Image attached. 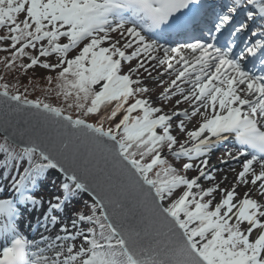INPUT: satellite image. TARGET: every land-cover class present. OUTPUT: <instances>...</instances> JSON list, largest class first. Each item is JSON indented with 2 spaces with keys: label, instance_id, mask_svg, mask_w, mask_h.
Listing matches in <instances>:
<instances>
[{
  "label": "snow or ice",
  "instance_id": "6c2138e0",
  "mask_svg": "<svg viewBox=\"0 0 264 264\" xmlns=\"http://www.w3.org/2000/svg\"><path fill=\"white\" fill-rule=\"evenodd\" d=\"M0 27L5 67L59 69L46 91L66 103L0 84V264H264V202L234 199L249 178L264 197V0H0ZM141 69L175 75L157 98L179 95L177 111L146 98ZM189 101L200 117L192 130L172 124L189 116L178 109ZM229 138L237 183L204 188L217 171L210 154ZM51 171L63 196L38 226L59 224L63 235L29 241L17 220L43 206L34 193ZM78 193L92 203L72 212L70 229L55 213Z\"/></svg>",
  "mask_w": 264,
  "mask_h": 264
},
{
  "label": "rangeland",
  "instance_id": "374dc122",
  "mask_svg": "<svg viewBox=\"0 0 264 264\" xmlns=\"http://www.w3.org/2000/svg\"><path fill=\"white\" fill-rule=\"evenodd\" d=\"M21 19H22V17H21ZM61 42H66V39L62 38ZM105 46H107V45H105ZM76 51H78V49L70 50L69 56L74 55ZM41 59H44V58H41ZM52 59H53V62H55L56 58L53 57ZM130 63L132 65H135L137 63V61L134 59ZM125 64L127 65L128 62H125ZM57 70H59V69H57ZM57 70H51V71L54 72V71H57ZM125 70H126V67H125ZM45 71H47V70L43 69L42 67L36 66V68L33 71V73L36 76H38V78L44 79L46 77V75H44V73H47ZM48 71H50V70H48ZM140 76L143 78L144 84L147 85V87L150 90L145 95H146L147 98H149L152 101L154 106H161L165 113H171V112L177 111V107L175 105V101L180 99V96L177 95L175 98H171L170 97V99L164 100V101H161V100H159L157 98L158 93H161L164 88L168 87V83L172 79H174L175 76L174 77L172 76L173 78L171 77L172 79L170 81H168V82H164L163 85H161V80L166 75H162V76L159 77V79L153 80V79L149 78L146 73H144L143 69H141L140 70ZM152 76L156 77L157 73H155V74L152 73ZM178 109L179 110H188L189 116L187 118L176 117L172 121L173 125H176L180 120H183L187 130H192L194 127L198 126V123L200 122V117L199 116L193 117L191 115V113L193 111V108L191 106V102L190 101L189 102H181L179 104V106H178ZM172 134L176 135L178 137V139H181V140L186 138L183 133H180L177 130H174ZM177 147H178V145H177ZM210 158H211V161H209V164H210L209 166H211V164H214L215 162H220L221 158H228V157L224 156V154L221 153V151H217V152H215V154H213L211 152ZM171 162L176 164V166L179 168L180 164L183 163L184 161L181 160L180 162H174V161H171ZM193 163H196V162L194 161ZM241 163H242V161L240 163L234 162V163H228V164H217L216 165L217 171L215 172V180L214 181H203V180H201L200 181L201 185L204 188H207V187L215 186V185L218 184V186L220 188L229 189L230 190L232 185L234 183H237L236 182V175L240 171V164ZM256 168H257V171H259V166H256ZM196 174H197L196 170H190L187 173V175L189 177L194 176ZM47 177L49 179H51V182L50 183L48 182V183H46L43 186H38L37 185V189H36V191L34 193L36 198H42L43 199V201L45 202L43 204V206L39 210H30V212H25L24 215L22 217H19L18 220H17L19 232L23 230L24 231V236L29 241H38L39 242L41 236H47L49 238H54L58 234L59 235H63V233L59 232V227H60L59 224L56 225L55 227H48V228H45L44 226H41L38 230L35 231L36 223L39 221V219H41V218L43 219V212L48 206L47 202L48 201H53L54 202L53 198L55 197V195L52 194L54 183H61V180H62V176H61V174L58 171L49 172L47 174ZM224 177H227V179H224ZM8 183L9 182L6 181V180L2 181V184L4 186H6ZM252 187H254V186L251 185L250 178L248 179L247 186H245V184H243V183H237L236 196L234 197V199H242L244 197V193L250 191L249 193L253 192V195H250V198L257 199L258 202H264V197L260 196V194H259V184H257L254 188H252ZM76 195H77V197L75 198V200L73 199V200H71V202L66 203L65 206H64V209L61 212L55 213L60 218V222L61 223H65L66 222L70 229H71V221H72V218H73L72 217V212L73 211H82L83 212V210L79 209L80 206H82V204H83L79 199L80 198H82V199L89 198V196L86 193H78ZM213 197H207V198H213V204H215V203L219 202V199L221 198V193L220 192H216V193L213 194ZM89 205L90 204L83 205V209L84 210L88 209ZM31 213L32 214L35 213V220H32L33 217L30 216ZM82 227H83V225H82ZM245 227H246V224H245ZM63 243L65 244V246H67V244H69V243H74L75 245L79 246L80 243H81V240L77 239L75 241H64ZM1 246L2 245L0 244V247ZM46 246L47 245H46L45 242H41V243H38L37 248H46ZM31 250H37V249L33 248ZM55 250L58 251L59 248H57ZM45 254L46 255H52L54 253H53L52 250H48Z\"/></svg>",
  "mask_w": 264,
  "mask_h": 264
},
{
  "label": "trees",
  "instance_id": "16d2710c",
  "mask_svg": "<svg viewBox=\"0 0 264 264\" xmlns=\"http://www.w3.org/2000/svg\"><path fill=\"white\" fill-rule=\"evenodd\" d=\"M5 34L6 28L0 27V36H4ZM2 46L3 45H0V47ZM27 51H29L33 55H36V52L33 49H28ZM8 55L9 52L0 51V84H8L9 91L11 93H15L18 91L21 95H26L28 99L40 98L44 100V102H48L53 106L66 108V103L64 102L63 96H58L55 91H46V89H48L49 87L54 88V79L52 81V84L50 85L45 78H38V76L33 73L36 66L32 69H29L26 74H23V70L18 67L12 69L6 68L5 64L2 61L3 58L7 57ZM23 62L28 63L27 58H23ZM57 71H45L47 73H44V75L52 76L54 78L56 76ZM25 89H27V91H25ZM70 111L73 117L75 118V116L77 115L76 110L73 108ZM87 119H89V122H92V118ZM105 127H107V125H105ZM0 140H2V136H0ZM58 189H61V186H59ZM75 197H77V195H75L73 198ZM83 200L91 204L89 199ZM81 208H83V206H81ZM85 226L89 227V225L87 224H85Z\"/></svg>",
  "mask_w": 264,
  "mask_h": 264
},
{
  "label": "bare ground",
  "instance_id": "6f19581e",
  "mask_svg": "<svg viewBox=\"0 0 264 264\" xmlns=\"http://www.w3.org/2000/svg\"><path fill=\"white\" fill-rule=\"evenodd\" d=\"M240 39L243 40L242 37H241ZM160 69H161V68H156L155 70L152 71V73H156V72H158ZM171 76H172V75H171ZM171 76L167 75V76H166L165 78H163V79H164V80H167V79H169ZM193 78H194V77H193ZM182 86L187 87V85H182ZM254 187H255V186H254ZM254 187H252V188H254ZM238 188H239V187H238ZM249 192H250V191H249ZM250 195H253V192L250 193ZM30 216L33 217V219H34V218H35V213H34V214L31 213ZM41 220H42V218L39 219V221H41ZM40 227H41V226H38V225H37L35 231L38 230ZM35 231H34V232H35ZM20 233L24 235V232H23V231H20ZM26 236H27V235H26ZM2 243H3V242H2ZM1 245L3 246V244H1ZM2 246H1V247H2Z\"/></svg>",
  "mask_w": 264,
  "mask_h": 264
},
{
  "label": "water",
  "instance_id": "95a60500",
  "mask_svg": "<svg viewBox=\"0 0 264 264\" xmlns=\"http://www.w3.org/2000/svg\"><path fill=\"white\" fill-rule=\"evenodd\" d=\"M0 91H2V90H0ZM0 134L3 136V132L2 131H0ZM87 194H89V193H87ZM90 196H91V194H89ZM92 198V197H91Z\"/></svg>",
  "mask_w": 264,
  "mask_h": 264
}]
</instances>
